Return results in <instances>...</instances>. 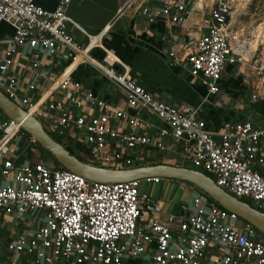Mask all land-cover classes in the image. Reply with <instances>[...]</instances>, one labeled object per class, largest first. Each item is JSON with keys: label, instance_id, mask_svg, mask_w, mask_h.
Masks as SVG:
<instances>
[{"label": "built area", "instance_id": "built-area-1", "mask_svg": "<svg viewBox=\"0 0 264 264\" xmlns=\"http://www.w3.org/2000/svg\"><path fill=\"white\" fill-rule=\"evenodd\" d=\"M69 1L57 0L47 10L33 0H0V22L12 27L0 55V91L35 117L48 134L84 146V162L125 169L140 165L149 147L175 153L180 163L209 172L217 186L239 199H250L264 212V126L225 121L210 131L196 117L203 100L196 105L167 104L117 72L106 56L92 58L88 51L104 29L89 35L86 44H77L66 31ZM158 1L156 9L140 8L148 22L158 16L170 23L184 20L183 3ZM229 13L225 2L210 6L199 19L203 31L182 45V54L168 50L171 64L184 61L190 78L207 93L218 92L226 64L245 62L243 53L250 52L249 43L230 31ZM166 38L174 41L172 33ZM18 57L29 61L27 76L19 72ZM40 57L47 65L64 59L69 64L50 76L41 69ZM77 63L91 64L117 85L133 112L107 103L74 80L71 71ZM48 81L64 95L43 103L41 97H30L37 82ZM21 134L13 120L0 122V175L10 176L0 185V212L11 215L14 225L26 213L42 212L37 228L17 233L5 243L7 251L24 255L28 264H120L124 257H143L144 264H264V242L256 229L244 220L238 226L234 212L204 193L196 190L171 212L139 189L141 182L158 183L160 176L102 182L44 160L13 162L5 156Z\"/></svg>", "mask_w": 264, "mask_h": 264}, {"label": "crops", "instance_id": "crops-1", "mask_svg": "<svg viewBox=\"0 0 264 264\" xmlns=\"http://www.w3.org/2000/svg\"><path fill=\"white\" fill-rule=\"evenodd\" d=\"M33 1L43 9L51 10L57 0ZM177 1L185 5L184 20L181 23H170L159 16L152 22H148L140 14V8L144 6L149 9H156L160 3L158 0H70L65 7V14L68 19L66 31L77 44L84 45L87 43L89 35H94L104 29V32L100 34L88 51L92 58L102 60L106 56L117 72L132 78L153 97L167 104L176 105L185 102L196 105L203 100L197 109L196 117L202 119L205 127L210 131L216 130L225 121H250L256 127L264 126L263 63H256V61L252 64L254 69L260 67V74H257L258 68L255 69V75L253 71L250 72L247 69L246 77L240 75L242 65L246 61L226 64L220 76L219 90L216 93H207L197 79L190 78L184 61L176 65L171 64L168 50L171 48L179 55L182 54V45L194 40L203 31L199 25V19L207 13L210 6L222 0ZM224 2L227 3L226 0ZM189 4L191 5L190 9L187 10ZM69 21L75 22L84 32L74 27ZM11 33L12 27L6 22H0V55ZM169 33L174 36V41L166 38ZM185 37L190 38L185 39ZM243 41L249 43L250 55L251 50H253V41L244 38ZM262 49H264V45ZM17 62L20 66V74L27 76L29 71L27 69L28 59L18 57ZM39 62L41 69L50 76L57 75L69 64L68 59H64L58 65H47L43 57L39 58ZM223 73L228 75L224 77ZM71 77L81 82L85 88L90 89L107 103L129 113L133 112L134 109L125 106L124 94L119 87L98 72L91 64H75L71 71ZM252 94L255 95L254 98H251ZM63 95L64 93L54 86L50 87L49 81L46 83L37 82L33 91L30 92L31 98L40 99L41 97L42 103ZM142 114L155 121L146 112L142 111ZM4 119L6 118H2L0 114V122ZM109 122H112V119H109ZM19 137V140L12 142L14 149L7 153L5 158L10 157L13 162L21 161L24 158L32 161H47L45 157L34 159L32 152L34 149L29 155L25 154L23 148L20 150L19 143L21 141L24 146L33 143V141L30 138L21 137V135ZM62 142L73 145V140L70 138H66ZM174 161L178 163L175 153L157 152L149 147L143 152L139 164L161 162L173 164ZM9 180L10 176L3 178L0 175V185L8 183ZM173 183L186 191L188 197L185 200L175 201L174 194L169 197L162 196L165 194L166 184L172 185ZM139 189L151 197L159 199L162 207L171 212H175L178 205L186 202L191 194L196 191L192 185L171 178H163L158 183L149 185L148 188H144V185L140 183ZM13 221L11 215L0 212V264H28L24 255L7 251L5 243L17 233L37 228L42 223V212L26 213L15 225ZM237 224L241 226L242 220L239 219ZM259 239L264 242L261 237ZM144 262L143 257H124L120 264H144Z\"/></svg>", "mask_w": 264, "mask_h": 264}, {"label": "water", "instance_id": "water-1", "mask_svg": "<svg viewBox=\"0 0 264 264\" xmlns=\"http://www.w3.org/2000/svg\"><path fill=\"white\" fill-rule=\"evenodd\" d=\"M224 1L222 0L221 2ZM190 6L189 4L187 10L190 9ZM227 20L228 16L225 17V21ZM187 38L190 37H185V39ZM0 110L7 118L18 123L19 128L26 132L33 141L40 144L63 168L71 172L77 173L89 180L102 182L125 181L152 175L182 180L203 192L220 207L234 212L240 219L249 223L264 235V212L224 191L213 182L211 177L201 171L182 165L162 162L142 164L125 169L95 166L81 161L70 154L65 147L49 136L35 117L27 114L1 91Z\"/></svg>", "mask_w": 264, "mask_h": 264}, {"label": "rangeland", "instance_id": "rangeland-1", "mask_svg": "<svg viewBox=\"0 0 264 264\" xmlns=\"http://www.w3.org/2000/svg\"><path fill=\"white\" fill-rule=\"evenodd\" d=\"M226 1L230 12L229 13L230 31L236 32L237 38H240L242 40L244 38L249 41H253L252 42L253 50H251L250 55L243 53V57L246 58V63L242 65L243 67L241 69L242 72L240 75L246 77L247 69H249L250 72L253 71L255 75L256 70L252 67V64L254 62L257 61L256 63H263L262 70H264V49H262V46L264 45V0H226ZM227 75L228 74L223 73L224 77H226ZM21 137H24L23 134H21ZM60 140L64 141V138H60ZM32 152L34 159L45 157L48 162H50L51 164L53 163V161H50V159L47 158L45 152L43 151L38 152L37 149H34ZM177 164H180V162L178 161ZM181 164H184L185 166L188 167H192L187 162L186 163L182 162ZM141 185H144V188H148L149 185L151 184L141 182ZM165 190H166L165 194H163L162 196L169 197L170 195L174 194L175 201H179L180 199L185 200V198L188 197L186 191H184L182 188L178 187L174 183L172 185L166 184ZM241 199L244 200V198ZM258 238H260L259 235Z\"/></svg>", "mask_w": 264, "mask_h": 264}, {"label": "trees", "instance_id": "trees-1", "mask_svg": "<svg viewBox=\"0 0 264 264\" xmlns=\"http://www.w3.org/2000/svg\"><path fill=\"white\" fill-rule=\"evenodd\" d=\"M0 114H1V116H2V118H7L2 112H1V110H0ZM20 132L23 134V136L24 137H26L27 139H29L30 138V136L26 133V132H24L22 129H20ZM49 136L51 137V138H53L54 140H56L57 142H59L63 147H65L66 149H67V151L70 153V154H72V155H74L76 158H78L79 160H81V161H84V157H83V155L86 153V149L84 148V146H82L81 144H76V143H74L73 145H71V144H68V143H63L61 140H60V138H58V137H56V136H54L53 134H49ZM19 148H20V150L23 148V151H25V154L26 155H29L30 153H31V151H32V149H37L38 150V152L39 151H43V152H45V154H46V156H47V158H49L50 159V161H53V163L51 164L52 166H55V167H60V168H63L45 149H43L41 146H40V144H38L37 142H35V141H33V143H30V144H28V145H26V146H24V144L22 143V141L19 143ZM173 165H179V164H176V163H174ZM182 166H185L184 164H181ZM185 167H188V166H185ZM189 168H192V167H189ZM203 173L204 174H206L207 176H209V177H212L211 176V174L209 173V172H207V171H203ZM180 181H182V180H180ZM186 183H188V182H186ZM188 184H190V183H188ZM191 185V184H190ZM196 189V188H195ZM197 191H200V190H198V189H196ZM201 192V191H200ZM203 193V192H202ZM209 198V197H208ZM242 198H244V197H242ZM210 199V198H209ZM242 200V199H241ZM243 201H245V202H247L248 204H250L251 205V201H250V199H248V198H244V200ZM240 219V218H239ZM240 220H242V219H240ZM257 231V230H256ZM257 233H258V235L264 240V235H262L260 232H258L257 231Z\"/></svg>", "mask_w": 264, "mask_h": 264}]
</instances>
